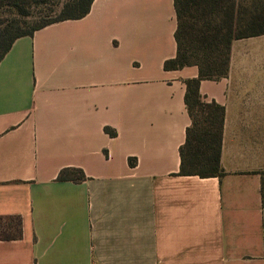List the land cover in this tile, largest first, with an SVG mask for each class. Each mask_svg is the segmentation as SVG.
Here are the masks:
<instances>
[{
  "label": "crops",
  "instance_id": "1",
  "mask_svg": "<svg viewBox=\"0 0 264 264\" xmlns=\"http://www.w3.org/2000/svg\"><path fill=\"white\" fill-rule=\"evenodd\" d=\"M173 0H92L0 59V264H264V34L200 80L223 110L221 176L180 175L191 120ZM64 169L71 179L59 180Z\"/></svg>",
  "mask_w": 264,
  "mask_h": 264
},
{
  "label": "trees",
  "instance_id": "2",
  "mask_svg": "<svg viewBox=\"0 0 264 264\" xmlns=\"http://www.w3.org/2000/svg\"><path fill=\"white\" fill-rule=\"evenodd\" d=\"M92 0H66L60 4V15L45 21L28 32L9 36L7 28L0 32V59L14 39L31 35L48 24L78 19L89 11ZM176 13V55L164 62V69L174 70L194 65L198 78L186 82L184 102L191 123L185 131V141L179 149L180 175L199 177L221 176L220 146L223 110L215 103L201 100L200 80H216L228 69L230 43L264 34V0H173ZM64 11V14H63ZM76 173L77 178L71 179ZM261 176V202L264 208V171ZM59 180H81L83 174L75 169L61 170ZM2 222H8L5 228ZM18 222L0 220V239L19 237Z\"/></svg>",
  "mask_w": 264,
  "mask_h": 264
},
{
  "label": "rangeland",
  "instance_id": "3",
  "mask_svg": "<svg viewBox=\"0 0 264 264\" xmlns=\"http://www.w3.org/2000/svg\"><path fill=\"white\" fill-rule=\"evenodd\" d=\"M66 0H0V32L9 36L28 32L37 25L60 15V4ZM64 14V11H63ZM6 228L8 222H2Z\"/></svg>",
  "mask_w": 264,
  "mask_h": 264
}]
</instances>
